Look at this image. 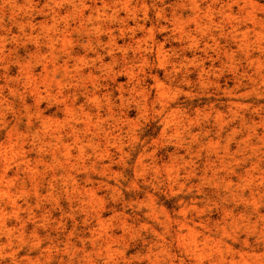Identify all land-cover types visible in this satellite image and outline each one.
I'll return each mask as SVG.
<instances>
[{
    "label": "rangeland",
    "instance_id": "obj_1",
    "mask_svg": "<svg viewBox=\"0 0 264 264\" xmlns=\"http://www.w3.org/2000/svg\"><path fill=\"white\" fill-rule=\"evenodd\" d=\"M194 1L0 0V264H264V0Z\"/></svg>",
    "mask_w": 264,
    "mask_h": 264
},
{
    "label": "bare ground",
    "instance_id": "obj_2",
    "mask_svg": "<svg viewBox=\"0 0 264 264\" xmlns=\"http://www.w3.org/2000/svg\"><path fill=\"white\" fill-rule=\"evenodd\" d=\"M189 2H190L191 7L193 8V10H195V13H194L195 16L193 17V18H194V21H195V24H196V26H197L198 29H201V28L203 27V25L205 26V24L202 23V20H201V18L199 17V12H198V11H200L199 5H198L197 2L194 1V0H189ZM120 6H121L122 9H123L124 11H126L127 13H131V12H132V10H131V8L129 7L127 1H124ZM109 17H110L111 19H112V18L115 19V20L118 21V22H124V20H121L120 15H118L116 12H114V13H113L111 16H109ZM65 25L67 26V24H65ZM179 25H180V26H179ZM176 26H177V28H178V26H179V28H180V30H181V33H182L185 37H187V39H188V38H192V32H191V30H189V29H184V28L182 27V25L180 24V17L176 19L175 28H176ZM128 30L130 31V27H129ZM131 30H132V34L135 35V32L133 31V29H131ZM50 41H52V42L54 43V40H52L51 38H50ZM160 53H161V50H158V54H160ZM54 59L57 60L58 57L55 55V56H54ZM74 128H75V127H72V129H74ZM55 141H56V140H55ZM48 144H49V145H52V144H51V141L48 142L47 145H48ZM55 145H56V144H55ZM65 154H66V155H70V151H69L68 149H65ZM54 159L57 160L58 158L55 157ZM8 192H10V191H9V190H8V191H1V190H0V197H1V195L3 196L4 194H8ZM9 200H10V203H11L13 206L17 207V204H16V202H15L13 199L9 198Z\"/></svg>",
    "mask_w": 264,
    "mask_h": 264
}]
</instances>
